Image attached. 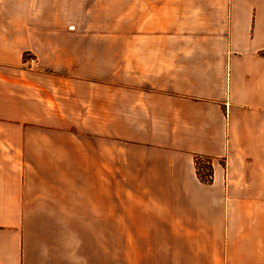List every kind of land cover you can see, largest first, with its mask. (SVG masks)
<instances>
[{"label": "crops", "instance_id": "obj_1", "mask_svg": "<svg viewBox=\"0 0 264 264\" xmlns=\"http://www.w3.org/2000/svg\"><path fill=\"white\" fill-rule=\"evenodd\" d=\"M118 227L125 264H264V0H0V264H114Z\"/></svg>", "mask_w": 264, "mask_h": 264}, {"label": "rangeland", "instance_id": "obj_2", "mask_svg": "<svg viewBox=\"0 0 264 264\" xmlns=\"http://www.w3.org/2000/svg\"><path fill=\"white\" fill-rule=\"evenodd\" d=\"M23 60L27 63V66L30 68V67H33L34 66L35 61H36V58H35L34 55H32L30 53H25L23 55ZM198 157L206 158L204 156H195L194 157V167H195L196 175H197V169L199 167V165H197L198 163H196V160H197ZM210 164H211V162H210ZM204 167L209 172H211V170H210V167L211 166L204 165ZM210 180H208V181H206V180L201 181L200 180V181L203 182V183H209ZM117 183L118 184H117L116 203L118 205H121V204H125V203L134 202V200L133 201L131 200V197H126L125 196V187L123 185V181H118ZM116 231H117V234H116V238H117V243H116V249H117L116 250L117 251L116 254H117V258H116L114 264H125L126 261H125V243H124V240H125L126 228H124V227H118L116 229ZM100 234H102V233L100 232ZM99 257L101 258V256H99ZM93 264H113V261L111 260V262L109 263V260L107 258L106 259L105 258H101L100 260L95 259L93 261Z\"/></svg>", "mask_w": 264, "mask_h": 264}, {"label": "built area", "instance_id": "obj_3", "mask_svg": "<svg viewBox=\"0 0 264 264\" xmlns=\"http://www.w3.org/2000/svg\"><path fill=\"white\" fill-rule=\"evenodd\" d=\"M197 165H199L197 169V177L201 181H208L211 179L210 172L204 167V165L210 166V160L208 158L198 157L196 160Z\"/></svg>", "mask_w": 264, "mask_h": 264}, {"label": "trees", "instance_id": "obj_4", "mask_svg": "<svg viewBox=\"0 0 264 264\" xmlns=\"http://www.w3.org/2000/svg\"><path fill=\"white\" fill-rule=\"evenodd\" d=\"M211 173V172H210ZM211 175V174H210Z\"/></svg>", "mask_w": 264, "mask_h": 264}]
</instances>
